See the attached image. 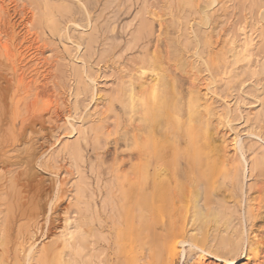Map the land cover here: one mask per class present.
Returning <instances> with one entry per match:
<instances>
[{
	"label": "rangeland",
	"instance_id": "374dc122",
	"mask_svg": "<svg viewBox=\"0 0 264 264\" xmlns=\"http://www.w3.org/2000/svg\"><path fill=\"white\" fill-rule=\"evenodd\" d=\"M156 73L177 105L174 128L155 123L169 147L158 165L171 168L167 197L188 207L170 218L138 213L131 174ZM30 124L42 128L33 178L14 151ZM195 191L219 223H191ZM168 221L212 246L243 227L264 237V0H0V264H229L187 245L172 257ZM245 246L234 264H263Z\"/></svg>",
	"mask_w": 264,
	"mask_h": 264
},
{
	"label": "bare ground",
	"instance_id": "6f19581e",
	"mask_svg": "<svg viewBox=\"0 0 264 264\" xmlns=\"http://www.w3.org/2000/svg\"><path fill=\"white\" fill-rule=\"evenodd\" d=\"M247 38H246V40H248V42L246 43V46H248L249 43L252 42V39H250V38L247 39ZM146 67L151 72H153V73L156 72V65L153 62H148ZM155 75H156L155 83L149 89L150 98L148 100L145 99L146 101L139 99V103L137 102L138 103L137 104L138 114L141 117L140 119H143L144 122L147 121L148 125H147L146 129H144V131L146 130V132H144L145 133L144 137H142L140 135L142 138V143L139 144V146H135L136 147L135 151H136L137 163L133 164L131 166V174L133 175V177L135 179V184L133 187L134 190L133 189H131V190H133L135 193L136 208H137V211L139 214H143L145 212L150 213V212L157 211L160 213H162V212L165 213L166 216L168 218H170L175 214V212L178 209L185 207L188 210V207L186 206L184 200L181 199V197L179 200L177 199V202H174L176 197H174V195H173L172 198H169V197H167V195L165 193L166 187H167L169 181L166 179H163L162 175H163V173L165 174V172H167L168 170H171V168L167 167V166H165L164 168H161L160 167L161 165L159 166L158 163L161 161L163 162V160L167 157V152L169 150V147L165 142H163V140L160 142H157L155 140L153 134L155 132V123L157 122L158 118H160V117H165L166 118L165 120L167 121V123L169 125H171L172 128H174V123L168 119V116L166 117L165 115H167V113H169L171 110L172 111L177 110V105H176V103L172 102L173 100L172 101L169 100L170 96L174 95V88L159 73H156ZM130 89H131V87H130ZM142 94L143 93H140L139 97H142ZM132 98H130V99L133 100ZM124 103H126V102H124ZM194 103H195V101L193 102V104ZM194 109H192V110H194ZM190 112H191V116H194L195 112L191 111V109H190ZM191 116L188 114L187 117H191ZM191 118H193V117H191ZM189 124L191 125L192 123L190 122ZM41 131H42V128L40 126L37 127L35 124H30L29 126H27L26 128L23 129L21 137H20L21 140L19 141V145L14 147V151L17 152L18 155L24 154L22 157V160H23V163H25L27 166L25 174H26V176H28L30 178H33L35 176V171H33L32 162L34 161L35 158H37V155L27 152L29 149L28 145L31 142V137L33 135L39 134ZM187 131L191 136H196L194 129L189 127V129ZM203 133H204V130H203ZM134 136H136V135H133V137ZM193 150L194 149H192L191 152H189L190 154L189 153L188 154L186 153V154L190 158V160L192 161V164L194 165L195 164L194 162H196L194 160L196 154H193V152H194ZM135 151H133V152H135ZM197 163H199V162H197ZM172 168H174V167H172ZM212 169L210 168V170H212ZM174 180H176V179H174ZM43 192H44L45 198H47L51 194L52 191H51V189L47 188V189H43ZM200 198H201V193L199 191H195L194 198L191 201L192 202V207H191V209H192V220H191V223L192 224L197 223L198 227H199L198 230L204 228L210 222L217 224V223H219V219H220L219 218V212L216 210H213L208 214H204L203 208L199 207ZM130 199H132V198H130ZM205 200H207V199L204 197V201ZM261 202H262V200H261ZM132 206H134V205H132ZM138 216H142V215H138ZM246 216H247V213H246ZM255 221H256V219H255ZM160 223H162V222H160ZM222 225L224 228L223 231H225L229 227L227 220H224ZM166 227L170 231V235L168 233L169 238H171V240L173 241L172 243L170 242L171 244H168V246H167V251L171 253L172 257L176 255V253H175L176 247H178V246L184 247L185 245H187L189 248H193L194 250L195 249L198 250L201 254H208V255L213 254L217 259H223L224 261L228 262L229 264H234V260L238 259V257H240V254L243 253V249H244L243 246H244L245 241H246V246H245L246 250H245V254L243 256L246 257L245 258L246 260H248V261L253 260L254 262L255 261L259 262L258 261L259 257L261 258V254H264V237L260 238V239L249 240V238L247 236L244 237V233H243L244 227L241 228L240 231H238L240 228L237 229V231L235 230L236 233H235L234 237L227 238V237L219 236V237L214 238L213 239V243H214L213 246L209 245L205 235H202V234L200 235V238L198 237L199 234H195V235H193L187 239L182 238L180 232H178L179 225L176 222L168 221L166 224ZM196 230H197V228H196ZM90 231H93V230H90ZM66 235L68 236V238H67V240L65 239V241H64L65 245H66V243L69 242V239H72V233H69ZM90 238H92V237H90ZM177 239H178V241H176ZM91 244H93V243H91ZM34 246H35L34 243L31 242L28 244L27 248L24 250V255L25 254H26V256H27V254L29 255L28 259H30V255L32 254V252L34 250ZM65 248H67V247H65ZM80 249H82L81 246H80ZM93 249H94V247H93ZM70 251H72V250L70 249ZM93 251H95V250H93ZM73 252H74V250H73ZM80 252H81V250H80ZM90 253L91 254H88V255H90V258H91V256L94 254L92 252H90ZM100 253H98V255ZM75 255H76V252H75ZM96 256H95V258L94 257L93 258L97 260ZM90 258L88 257V260H90ZM261 259H260V261H261ZM69 260L65 261V262L68 263ZM72 260H70V261L73 262ZM55 261H56V264H63L60 258H58V259L56 258ZM89 262L91 263V261H89ZM25 263H27V262H25ZM251 263H252V261H251ZM43 264H45V263H43ZM263 264H264V262H263Z\"/></svg>",
	"mask_w": 264,
	"mask_h": 264
}]
</instances>
